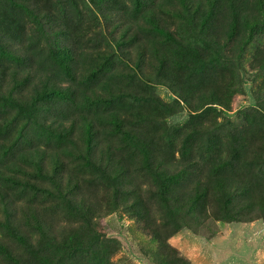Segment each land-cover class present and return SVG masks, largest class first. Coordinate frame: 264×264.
<instances>
[{
    "label": "rangeland",
    "instance_id": "1",
    "mask_svg": "<svg viewBox=\"0 0 264 264\" xmlns=\"http://www.w3.org/2000/svg\"><path fill=\"white\" fill-rule=\"evenodd\" d=\"M179 1L0 0V264H264V14Z\"/></svg>",
    "mask_w": 264,
    "mask_h": 264
},
{
    "label": "trees",
    "instance_id": "2",
    "mask_svg": "<svg viewBox=\"0 0 264 264\" xmlns=\"http://www.w3.org/2000/svg\"><path fill=\"white\" fill-rule=\"evenodd\" d=\"M231 1H233V2H231ZM239 1L241 2V5H236L235 0H216V1L206 0L204 2L206 4L207 3L208 4H207V7L204 8L203 4H201V0H199L196 5H194L191 0H180L178 2V4L176 5V8L178 9L177 15H184L182 13L185 12L186 14H188L191 17L190 19H193L197 16H201L202 14H205L204 17L207 15H210L209 17H212L213 11L220 12L223 14L226 11L227 2L230 5L231 9L234 10L235 12H242V11L247 12L243 3H248L249 0L248 1L247 0H239ZM251 3L253 6V9H251V10L258 12L259 17L262 16L264 14V0H252ZM138 5H140V3ZM168 6H170L168 8L174 7L173 3L169 4ZM21 7L27 8L28 6L26 4H22ZM163 7L165 8V7H167V5L163 4V6L162 7L160 6L159 8H163ZM154 11L155 10H153V12ZM153 15L156 18L153 22V28H157V29L161 30L159 28L160 25H161V28H164L162 26V24L159 25V23L162 22V18L156 17V14H153ZM234 20H235L234 24H232L233 28H234V31H233L234 34L230 35V37L228 35H226L225 36L226 40H224V43H223L224 50L227 53V58H228L227 62H232V61L233 62H241L244 47L248 46V44H249V42L242 40L245 35H243V28L241 29V25H239L240 20H244V18L239 17V15L236 14V17ZM167 31H168L167 29L162 30L161 34L164 37L170 36V33ZM125 37H126L125 33H124V35H121V37H120L121 42L117 40V44L121 45V43H124ZM235 43H236V46H232ZM234 47H236V49L232 50V48H234ZM60 68L63 69L62 67H60ZM33 99L36 101H39L38 96L36 98H33ZM209 99L213 103L218 102V99L216 98V96H209ZM204 131H205L204 129L201 130V132L203 134H204ZM245 131L246 130L244 129L243 132H245ZM155 143L153 141L150 146L154 147ZM168 145H170V147H172V143H169ZM213 147L216 148L215 152L218 151V153H219V156H217V159H216L219 163L215 164L216 167L213 166L214 168L211 171V175L213 176L214 174H217L218 177L221 175L222 179H221L220 187L222 190L227 191V190H229L230 182H232L231 180L234 178V176H236L235 170L233 171V169L231 167L235 164V160L237 159L236 158L237 154L233 155L230 160L223 159L221 154H222V152L225 153V150L222 149V148H224V145L222 144L221 140L216 142ZM150 153H151V155H153L151 158L154 159L155 154H157L158 152L154 153V150H152V151H150ZM185 153L187 154V152H185ZM5 155H7V154H5ZM208 161H210V160L208 159ZM196 167L197 166L195 164H193V165H190L186 168H189L187 170H191L192 168L194 169ZM226 170H228V173ZM15 173H19L16 166H15ZM0 177L3 178L4 180H6L7 183H16L14 180L20 179L14 174L10 178H8L7 176L4 177V174H1ZM185 188H187L186 185H185ZM197 190H192V192H190V190H188L185 193L187 199L192 201V202H196L198 199L204 198L205 194H201V195L195 194L197 192ZM0 197L3 201L5 200V192L3 190H1V196ZM0 252H8V249L5 246L0 245Z\"/></svg>",
    "mask_w": 264,
    "mask_h": 264
}]
</instances>
